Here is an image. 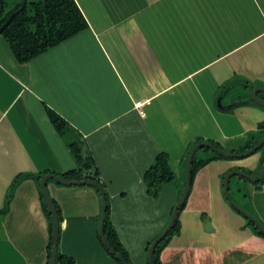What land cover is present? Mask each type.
Here are the masks:
<instances>
[{
	"label": "crops",
	"instance_id": "obj_1",
	"mask_svg": "<svg viewBox=\"0 0 264 264\" xmlns=\"http://www.w3.org/2000/svg\"><path fill=\"white\" fill-rule=\"evenodd\" d=\"M75 1L89 30L28 63L0 35V210L19 175L73 173L68 181L77 182L81 171L82 181H100L131 264H148L150 244L182 196L187 152L214 142L236 154L264 123L263 109L239 106L240 97L224 102L232 90L218 96L225 76L264 80V0ZM46 106L67 132L54 128ZM262 148L198 170L162 264H264V238L224 192L232 172L259 176ZM159 153L168 155L176 180L149 192L143 176ZM42 178H25L0 213V264L48 262ZM232 178L233 200L264 224V184ZM49 180L63 217L60 252L77 264H119L99 236V190Z\"/></svg>",
	"mask_w": 264,
	"mask_h": 264
},
{
	"label": "trees",
	"instance_id": "obj_2",
	"mask_svg": "<svg viewBox=\"0 0 264 264\" xmlns=\"http://www.w3.org/2000/svg\"><path fill=\"white\" fill-rule=\"evenodd\" d=\"M23 2L24 0H0V28L4 25V23L7 21V19L12 13L20 10ZM86 30H89V24L75 0H27V4L25 8L22 11H19V13L13 18L11 23L4 29L1 35L7 41L15 59L19 63L23 64L30 62L34 58L46 53L47 51L59 46L60 44L72 39L73 37L81 34ZM243 82L245 83L244 85H242V87L248 90L249 93H251V91L254 90L256 87L264 86V84L253 83L245 78L243 79ZM258 97L264 100V92L258 93ZM240 99L241 101L238 104L239 106L240 105L251 106V104L253 103L255 104V107L258 106L264 110V107L258 105L252 98H249L250 102H252L251 104H249L246 98H245L246 100H243L242 96H240ZM46 109H47L48 117L54 128L59 133L67 132L70 128L68 123L51 108L46 106ZM253 134H255L254 137H252V139L248 141L243 148L232 152L237 154L242 152L244 153L253 149L255 145L258 144V142L262 138H264V123L259 125L257 131L253 132ZM209 143L213 145L215 148L224 151L219 144H216L214 142H209ZM72 149L75 157L79 161H81L80 163H82L83 159L81 157L80 148L77 145H73ZM199 151L201 152V154L203 155L206 154L208 156L206 155L203 157L199 156ZM261 151H262L261 166H262L264 162V146L261 149ZM189 152H187V154L184 157L185 168L187 165ZM219 159H226V158L222 155H219L209 147H202L198 149L196 154L194 155L193 163H192L191 186L193 184L194 178L198 170L205 167L208 163ZM87 165L92 167V162ZM244 171L252 176H256L254 175V173L248 170H244ZM80 172L81 171H78L76 174V177L79 181L81 179H85L83 173ZM46 175L61 177L67 181L70 180L72 176H74L73 173H65L63 175L48 173ZM43 176H44L43 174L36 176H33L32 174H22L17 176L14 182L12 183L11 187L9 188V193L6 198L5 209L0 210V213L6 215V213L9 211L10 205L14 199V193L17 187L21 184V182L25 178L32 177V178H36L37 181H40ZM239 179L245 180L244 178H239ZM90 180L96 182L97 184H100V181L94 176ZM143 180L149 192L152 191L158 192L160 188H162L163 186L169 183H173L176 180V175L173 173L169 165V157L167 154L159 153L157 155L154 164L144 174ZM49 181H53V179H50ZM230 184H231V179L229 182V186ZM255 184L257 185V188H260L264 184V179L261 182ZM183 190L184 189H182V192ZM41 199H42L44 213L49 222L50 243L48 246L47 264H50L52 247H53V220L51 213L48 211L47 203L42 192H41ZM106 200L108 205H107V217L104 226L105 238L108 241V243L111 245V247L119 255H121L129 264H131L127 251L121 244L119 237L116 233V230L111 224L110 205L107 196H106ZM52 202L54 203L55 210L59 216V221H60L59 241H60L63 217L58 203L54 199H52ZM185 206L186 203H184L180 211H182L185 208ZM247 226L251 227L256 235L264 238V233L261 232L253 222L247 220ZM179 234H180V222L179 220H176L173 228L171 229V231H169L168 235L157 245L153 253V264H162L161 253L166 248L171 238ZM160 235L161 234H159L157 237H159ZM107 252L113 259H115L119 264H121L115 258L114 255H112L108 250ZM56 264H77L74 258L64 255L60 252L59 242H58Z\"/></svg>",
	"mask_w": 264,
	"mask_h": 264
},
{
	"label": "water",
	"instance_id": "obj_3",
	"mask_svg": "<svg viewBox=\"0 0 264 264\" xmlns=\"http://www.w3.org/2000/svg\"><path fill=\"white\" fill-rule=\"evenodd\" d=\"M27 4V0H24L21 8L19 11H22L25 6ZM19 11L12 13L9 18L7 19V21L4 23V25L0 28V35L2 34V32L4 31V29L11 23V21L13 20V18L19 13ZM264 92V88H256L252 91V99L260 106L264 107V100L260 99L258 97V93ZM264 146V138H262L258 144L250 151L244 153V154H231V153H227L225 151L219 150L217 148H215L213 145L207 143V142H201L196 144L190 151L189 153V157H188V161H187V165H186V180H185V187L182 193V196L179 200V202L177 203V205L175 206V209L172 213L171 219L167 225V227L165 228V230L163 231V233L157 237L153 243L151 244V246L149 247L148 250V255H147V261L148 264H153V253L157 247V245L168 235L169 231H171V229L173 228L178 215H179V211L182 208V206L184 205V203L186 202V199L188 197L189 191H190V187H191V179H192V163H193V158L194 155L196 154L197 150L202 148V147H209L211 149H213L216 153H218L219 155H222L226 158H240V157H244V156H248L254 152H256V150H258L260 147ZM234 176H241L244 177L248 180H250L253 183H259L264 179V162L261 166V171L260 174L257 178L252 177L251 175L242 172V171H237V172H232L230 174H228L225 177L224 180V192H225V196L228 199V201L231 203V205H233L235 207V209L241 213L246 219L250 220L251 222H253L256 227L264 233V225L262 224V222L255 217L254 215L248 213L247 211H245L241 206H239L232 198L231 194H230V189H229V182L230 179ZM49 179H54L57 182L64 184V185H91L96 187L100 193H101V197H102V216H101V221H100V225H99V236L103 242V245L105 246V248L112 254L115 256V258L121 263V264H129L121 255H119L112 247L111 245L108 243V241L105 238L104 235V226H105V221H106V217H107V200H106V196H105V191L103 189V187L100 184H97L96 182L92 181V180H84V181H77V182H69L61 177H57V176H51V175H46L42 178V193L44 195V198L46 200L47 203V207H48V211L51 213L52 215V220H53V247H52V253H51V260H50V264H56V258H57V252H58V242H59V230H60V221H59V216L55 210V206L54 203L52 202V198L48 192V188H47V182Z\"/></svg>",
	"mask_w": 264,
	"mask_h": 264
},
{
	"label": "rangeland",
	"instance_id": "obj_4",
	"mask_svg": "<svg viewBox=\"0 0 264 264\" xmlns=\"http://www.w3.org/2000/svg\"><path fill=\"white\" fill-rule=\"evenodd\" d=\"M235 3H236V0H235ZM238 4V1H237V3H236V5ZM232 5H235V4H232ZM235 5V6H236ZM264 40V39H263ZM93 58H96L95 56L93 57ZM97 59V58H96ZM98 61H96V63H99V59H97ZM95 63V64H96ZM93 65V64H92ZM263 67V66H262ZM226 77V79H228V80H225V81H227V82H225L221 87V92H219L218 93V96L221 98V96H222V94H225V93H228L229 91H231V92H229L228 94H227V96H226V98H225V101L224 102H228L230 99H232V98H239L241 95H244V97L245 98H247V101L249 102V104H251L252 102H250V99L249 98H252V91H251V93H249V91L248 90H246V89H244L243 87H242V85H244V83L245 82H243V77L241 76H235L234 77V75H232L231 76V78L230 77H228V76H225ZM100 79H101V76L99 77ZM109 79V78H108ZM102 80V79H101ZM248 80V79H247ZM111 82V83H110ZM110 82H108V84L110 85V84H112V83H114V79L112 78L111 80H110ZM100 83V85H101V82H99ZM253 83H257V84H264V80H262V81H260V80H258V81H253ZM256 88H264V86H260V87H256ZM255 88V89H256ZM96 92H97V95H98V92H99V89H96ZM248 94H249V96H248ZM232 97V98H231ZM217 101H218V99H217ZM238 103V102H237ZM251 107H254V108H260V107H258V106H256L255 107V104H251ZM190 153V152H189ZM189 155V154H188ZM202 154H201V152L199 151V156H201ZM211 155V154H210ZM188 161V160H187ZM184 177V176H183ZM185 180H186V178L184 179L183 178V183L185 184ZM236 258H238V256L236 257ZM206 264H212L211 262H210V260L208 259L207 261H206Z\"/></svg>",
	"mask_w": 264,
	"mask_h": 264
}]
</instances>
